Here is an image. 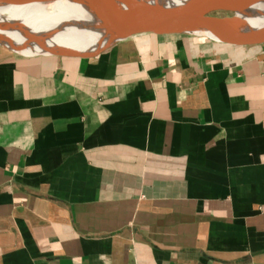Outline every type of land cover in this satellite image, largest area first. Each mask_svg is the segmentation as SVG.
Masks as SVG:
<instances>
[{"label": "crops", "instance_id": "obj_1", "mask_svg": "<svg viewBox=\"0 0 264 264\" xmlns=\"http://www.w3.org/2000/svg\"><path fill=\"white\" fill-rule=\"evenodd\" d=\"M0 264H264V44L0 45Z\"/></svg>", "mask_w": 264, "mask_h": 264}, {"label": "water", "instance_id": "obj_2", "mask_svg": "<svg viewBox=\"0 0 264 264\" xmlns=\"http://www.w3.org/2000/svg\"><path fill=\"white\" fill-rule=\"evenodd\" d=\"M77 1L91 14L117 19L118 27L124 34L114 42L136 34H154L182 35L220 48L264 44V22L250 24L238 16L254 5L264 3V0H183L175 4H163L155 0ZM218 13L230 16L220 17ZM0 29L9 34L26 30L15 22H0ZM0 41L4 40L0 38ZM0 45L3 46L1 42ZM47 54L77 57L93 55L52 51Z\"/></svg>", "mask_w": 264, "mask_h": 264}, {"label": "bare ground", "instance_id": "obj_3", "mask_svg": "<svg viewBox=\"0 0 264 264\" xmlns=\"http://www.w3.org/2000/svg\"><path fill=\"white\" fill-rule=\"evenodd\" d=\"M155 1L175 4L183 0ZM238 16L250 24L264 22V3ZM0 22H15L26 29L11 34L0 29V38L4 40L0 42L7 49L27 53L94 54L124 34L116 18L91 14L77 0H0ZM93 45L94 48L84 49Z\"/></svg>", "mask_w": 264, "mask_h": 264}, {"label": "rangeland", "instance_id": "obj_4", "mask_svg": "<svg viewBox=\"0 0 264 264\" xmlns=\"http://www.w3.org/2000/svg\"><path fill=\"white\" fill-rule=\"evenodd\" d=\"M217 16L224 17V16H230V15L227 13H218Z\"/></svg>", "mask_w": 264, "mask_h": 264}]
</instances>
